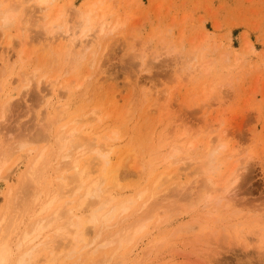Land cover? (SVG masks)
<instances>
[{
	"label": "rangeland",
	"instance_id": "374dc122",
	"mask_svg": "<svg viewBox=\"0 0 264 264\" xmlns=\"http://www.w3.org/2000/svg\"><path fill=\"white\" fill-rule=\"evenodd\" d=\"M90 3L120 28L107 38L110 43L101 40L108 44L98 56V66L71 64L57 78L52 94L46 82L55 77L58 66L39 58L48 35L32 26L40 7L36 0H0V12L13 14V21L27 20L24 48L31 53L23 67L16 62L11 69L0 70L1 80L8 81L0 100L11 97L12 103L0 139L40 146L46 102L70 115L64 122L98 111L100 120L88 125L86 132L98 143L109 136V166L122 159L126 173L122 184L128 187L119 194L123 197L135 196L153 181L164 170L167 150L175 145L178 161L165 170L177 169L176 175L164 185L170 188V199L163 202L166 209L159 210L165 221L154 229V217L147 219L137 245L117 257L116 264H264V0H49L55 38L76 47L83 42L95 46L91 31L85 39L78 37L77 29L74 38L63 31L65 22L74 23L75 12ZM14 6L18 8L6 10ZM14 23L4 27L5 35L0 29V66L6 59L14 60L12 46L19 48ZM9 35L12 45L7 46ZM193 56L195 61H190ZM20 69L37 70L22 94L16 89ZM73 75L84 83L82 95L77 88L60 87ZM43 77L47 80L39 81ZM143 101L145 106L157 105L145 116L139 106ZM208 141L221 146L215 154L218 175L232 162L241 165L239 180L226 198V213L216 212L224 219L212 226L193 220V197L208 174L194 170L205 167ZM228 153L232 159L225 162ZM130 159L143 165V172L153 173L138 180L130 174L134 173ZM5 191L0 181V202Z\"/></svg>",
	"mask_w": 264,
	"mask_h": 264
},
{
	"label": "bare ground",
	"instance_id": "6f19581e",
	"mask_svg": "<svg viewBox=\"0 0 264 264\" xmlns=\"http://www.w3.org/2000/svg\"><path fill=\"white\" fill-rule=\"evenodd\" d=\"M48 3L49 0H36L41 14L34 17L32 26L41 27L48 35L39 49V58L44 63L48 60V63L58 66V73L53 78L47 80L43 77L39 81L47 80L46 83L51 84L52 94H55L57 78L71 64L74 67L87 62L91 68L99 65L98 56L104 53L108 44L106 41L103 44L101 40L109 42L107 38L114 35L121 24H112L106 19L104 11L95 9L94 4H86L85 10L75 12L74 23L65 22L63 31L74 38L76 34L73 29H77L78 37L83 39L91 31L96 45L92 47L87 42L80 43L78 47L72 42L70 45L64 44L63 40L53 35L54 21L48 17ZM9 13L0 12L1 34H6L4 27L15 22L19 48L12 46L14 60L8 62L9 59L5 58L0 70L11 69L16 62L23 67L31 56L24 48L29 31L27 20L19 17L13 21V14ZM9 45H12L11 35L7 38ZM195 59L193 56L189 60ZM36 72L20 69L16 73L19 94L31 87ZM89 73L87 71L86 77H90ZM6 82L0 77L1 94L7 91ZM83 84L73 75L60 87L66 91L77 88L82 95ZM42 99L46 102L45 96ZM145 102L139 103L144 116L149 108L155 109L157 106H145ZM11 104V97L0 100V130ZM45 113L46 123L40 131V146L27 147L26 142L7 143L0 139V181L6 187L0 202V264H60L64 260L72 262L70 264H116L117 257L137 245V235L143 231L147 219L154 217V229L165 221L160 220L159 210L163 212L166 209L163 202H169L167 192L170 188L164 185L176 175L177 170L167 173L165 169L178 161L174 158L179 148L170 146L172 151L167 150L162 159L164 170L157 173L146 187L138 190L135 196H119L128 187L122 184L126 175L121 170L122 159L109 166L112 159L109 156L111 147L107 144L109 136L98 143L86 132L88 125L100 120V113L92 110L89 117H72L64 122L70 115L49 102L45 104ZM217 147L221 146H212L208 141L203 156L205 167L202 165L194 170L195 173L208 174L201 178L202 182L193 197V220L210 226L224 219L218 217L216 212L226 213V198L230 189L237 184L241 170V165L232 162L225 173L218 175L220 168L215 158ZM231 156L230 153L226 154L225 162ZM128 166L133 167L134 173L130 174L138 180L153 173L152 170L143 172V165L135 163L134 159H130ZM149 180L148 177L145 182Z\"/></svg>",
	"mask_w": 264,
	"mask_h": 264
}]
</instances>
